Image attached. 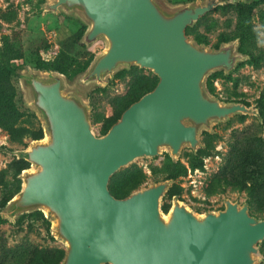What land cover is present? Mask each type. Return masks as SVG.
<instances>
[{"label": "water", "instance_id": "1", "mask_svg": "<svg viewBox=\"0 0 264 264\" xmlns=\"http://www.w3.org/2000/svg\"><path fill=\"white\" fill-rule=\"evenodd\" d=\"M234 1L46 0L53 12L85 24L88 48L99 42L104 48L73 87L58 71H20L23 104L37 116L43 137L21 151L29 167L0 217L42 212L64 246L60 264H259L264 218L252 215L248 203L226 198L222 210L199 214L176 195L165 212L162 201L174 179L124 198L109 187L137 159L167 151L178 162L216 123L239 115L263 120L257 103L222 101L208 87L212 74L245 59L239 44L209 48L187 33L207 11ZM132 66L151 71L158 83L97 136L84 93Z\"/></svg>", "mask_w": 264, "mask_h": 264}, {"label": "rangeland", "instance_id": "2", "mask_svg": "<svg viewBox=\"0 0 264 264\" xmlns=\"http://www.w3.org/2000/svg\"><path fill=\"white\" fill-rule=\"evenodd\" d=\"M166 1L175 5L194 0ZM232 3L225 4V8H217V5L207 11L192 26L194 30L189 36L209 48L231 41L242 47V53L246 55L244 61L224 73L232 71L227 76L220 74L213 79V94L226 102L257 103L264 118V3L248 5L245 18ZM45 9L46 0H0V86L14 89L19 99L23 96L20 71L25 67L39 69L36 67L38 63H46L51 68H60L73 87L75 78L82 73L80 69L91 55H97L104 48L102 42L88 48L79 39L85 24L77 17ZM242 36L244 42L240 44ZM251 57L253 62L248 61ZM6 67L14 69V72L8 73ZM147 79L157 81V76L149 70L132 66L116 72L105 86H93L84 93L97 136L103 135L106 121L115 117L130 93ZM241 116L214 124L212 131H203L198 147L184 148L176 163L167 151H163L154 158L137 159L116 174L125 178L129 172L142 171L145 182L135 190L174 175V185L180 198L196 213L222 210L227 198L240 204L248 203L252 215L264 218L262 197L254 198L246 190L219 181L220 173L228 168L231 153L243 135L256 136L264 143L263 120L259 121L254 115ZM8 123L9 119L0 111V147L8 150H0V211L2 202L12 198L20 180L16 157L32 141L31 131L41 127L38 118L22 116L16 126L20 127L19 130L28 131V134L20 139L16 136L18 131L8 130ZM171 203L168 197L162 201L168 209ZM30 214H25L27 216L21 222H18L20 217L0 223V260H5V264H25L36 248L64 247L53 239L51 226L49 228L41 217ZM9 250L17 252L12 256L8 254ZM260 251L259 264H264V242Z\"/></svg>", "mask_w": 264, "mask_h": 264}, {"label": "trees", "instance_id": "3", "mask_svg": "<svg viewBox=\"0 0 264 264\" xmlns=\"http://www.w3.org/2000/svg\"><path fill=\"white\" fill-rule=\"evenodd\" d=\"M258 3H264V0H235L232 4L234 6H237L240 9V12L242 14V17L245 18V12L247 9V6L250 4H258ZM217 8H225V6H218ZM45 10H51V7L46 5ZM86 30V26L83 25V28H81L79 33V39H82V35L84 34V31ZM192 30H194V27L189 26L187 28V33L189 34ZM244 37L242 36L240 38V44H243ZM201 43V42H200ZM239 51L243 52L242 47L239 46ZM93 55H91L90 59L86 62V64L80 69L79 72H83L90 64V62L93 59ZM248 61L253 62L254 59L251 57ZM39 69H56L60 71L61 73H65L60 68H51L46 63H38L36 65ZM8 73H13L14 69L10 67H6ZM232 71H229L230 73ZM224 74L223 71L216 72L212 74L209 77L208 80V87L212 93L215 92L213 87V79L220 74H224L225 76L228 75ZM157 81H152L150 79H147L145 81L140 82L136 89L130 93L127 99L122 103L121 109L117 112L115 117L112 119H108L106 123L104 124V127L102 129V133L105 134L110 127L120 118L121 114L124 112L125 109H127L132 103L140 99L145 93L151 91L156 84ZM249 105L248 103H245ZM259 107V106H258ZM0 111L3 112L7 118L9 119L10 123H8L7 128L9 131L16 132L17 138L22 139L25 135H27L28 131L24 129H20V127H17V121L24 115H30L31 117L37 118L35 113L27 109L24 104L22 97L21 99L18 98V93L14 89H8L6 87L0 86ZM260 114L263 118V115L260 111ZM242 118H245V115L241 116ZM264 126V118L263 123ZM30 137L32 140H37L43 137V129L42 127L39 128V130L31 131ZM1 151L8 152V150L5 147H0ZM16 165L19 169V174L27 169L29 167V163L25 160L24 156L20 154L18 157H16ZM169 179H174L175 176H170ZM219 181H224L227 184H230L234 186L236 189L240 190H246L249 192V195H251L254 198L262 197L264 200V143L262 139L256 137V136H242L238 143L236 144L235 148L233 149L231 153V159L230 164L228 168H226L224 171L220 173ZM145 182V177L142 171H133L129 172L125 176V178L119 177V174H115L110 181V191L112 195H114L116 198H124L127 195H129L132 191L137 189L139 186H141ZM21 189V180L17 181V184L15 186V191L13 196ZM178 195L179 193L176 190L175 185L169 190L166 197H168L170 200L174 196ZM12 196V197H13ZM11 198H6L2 202V206L5 207L6 204L9 202ZM163 209L165 212L168 211V208H165L163 205ZM27 215L21 216V218L18 220V222H21ZM30 216H39L41 217L47 225L51 226V223L45 218L44 214L40 211H36L30 214ZM6 222L4 219L0 217V223ZM54 239V238H53ZM17 251L9 250L8 254H11L12 256ZM66 252L64 248H54V249H35L30 254V258L26 261L25 264H60L62 260L64 259ZM0 264H5V260L1 261Z\"/></svg>", "mask_w": 264, "mask_h": 264}, {"label": "flooded vegetation", "instance_id": "4", "mask_svg": "<svg viewBox=\"0 0 264 264\" xmlns=\"http://www.w3.org/2000/svg\"><path fill=\"white\" fill-rule=\"evenodd\" d=\"M213 4H214V3L210 4V6H212ZM242 61H244V60H242ZM242 61H241V62H242ZM239 63H240V62H239ZM239 63H238V64H239Z\"/></svg>", "mask_w": 264, "mask_h": 264}]
</instances>
